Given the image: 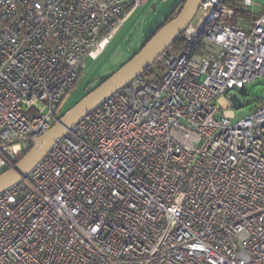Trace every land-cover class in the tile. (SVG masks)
<instances>
[{"label":"built area","instance_id":"1","mask_svg":"<svg viewBox=\"0 0 264 264\" xmlns=\"http://www.w3.org/2000/svg\"><path fill=\"white\" fill-rule=\"evenodd\" d=\"M147 2L0 0V171ZM219 2L158 77L106 97L0 192V264H264V100L234 121L230 99L264 79V14L228 24Z\"/></svg>","mask_w":264,"mask_h":264},{"label":"water","instance_id":"2","mask_svg":"<svg viewBox=\"0 0 264 264\" xmlns=\"http://www.w3.org/2000/svg\"><path fill=\"white\" fill-rule=\"evenodd\" d=\"M202 2L203 0H186L180 12L156 31L132 58L58 118L47 132L31 139L28 152L12 168L0 174V192L25 177L82 116L152 67L157 58L189 27Z\"/></svg>","mask_w":264,"mask_h":264},{"label":"rangeland","instance_id":"3","mask_svg":"<svg viewBox=\"0 0 264 264\" xmlns=\"http://www.w3.org/2000/svg\"><path fill=\"white\" fill-rule=\"evenodd\" d=\"M176 1L177 0H148L147 4L139 8L134 15L118 29L101 55L97 56L95 59L87 57L83 61L81 75L76 81L75 86L64 98L60 110L64 113L67 112L82 99V94L87 86H89V88L94 87L101 79L108 76L110 77L116 70L125 64L131 53L137 48L140 40L163 19ZM243 9L248 13V17L245 18L248 20L244 21H249L254 17L264 14L263 10L262 13L256 15V10L253 9V6ZM200 16L201 14L198 12L191 23L195 24ZM221 21L231 24L224 20L223 15H221ZM239 22H241V20L235 23ZM160 70L158 65L152 66V72H154L157 77L161 73ZM239 97L241 98L243 106L234 111V121L248 114L252 106L255 105L257 99L264 100V79L247 84L243 92H240L238 96H230V99L237 104L240 99ZM2 172L3 170L0 171V174Z\"/></svg>","mask_w":264,"mask_h":264},{"label":"trees","instance_id":"4","mask_svg":"<svg viewBox=\"0 0 264 264\" xmlns=\"http://www.w3.org/2000/svg\"><path fill=\"white\" fill-rule=\"evenodd\" d=\"M186 0H177L174 4V6L170 9V11L163 17V19L157 23L143 38V41L137 46V48L131 53L128 60L132 58L143 46L144 44L154 35L156 31H158L164 24H166L168 21L172 20L182 9L184 3ZM240 0H220L219 2V8L221 10V15H223V18L226 22H229L231 24H234L238 20H248L245 19L248 17V13L245 9H243L240 6ZM207 25L203 26L197 35V41L194 44L193 53H199L202 51V49L206 46L204 43V37L207 31ZM183 45V40L181 37H178L173 43H172V49L175 53H180L181 48ZM82 72V71H81ZM81 72L78 76V78L81 75ZM145 74L148 77L155 76L154 72H152V67L147 69L145 71ZM109 77V76H108ZM108 77L101 79L94 87L89 88V86L86 87L84 93L82 94V98L87 95L93 88L100 85L102 82H104ZM77 78V80H78ZM76 84V83H75ZM75 84L72 86V88L75 86ZM71 88V90H72ZM66 111V110H65ZM63 111L59 108L58 118H60L63 115Z\"/></svg>","mask_w":264,"mask_h":264},{"label":"crops","instance_id":"5","mask_svg":"<svg viewBox=\"0 0 264 264\" xmlns=\"http://www.w3.org/2000/svg\"><path fill=\"white\" fill-rule=\"evenodd\" d=\"M146 4H147V3H146ZM253 9L256 10V12H255L256 15L262 13V11L264 10V0H256L255 3H254ZM133 15H134V14H133ZM133 15H132V16H133ZM132 16H131V17H132ZM131 17H130V18H131ZM130 18H129V19H130ZM142 41H143V39L140 40V42L138 43V45H139ZM138 45H137V46H138Z\"/></svg>","mask_w":264,"mask_h":264}]
</instances>
